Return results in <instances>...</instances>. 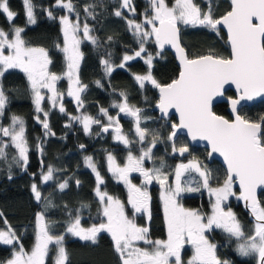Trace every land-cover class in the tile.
Listing matches in <instances>:
<instances>
[{"label": "snow or ice", "instance_id": "snow-or-ice-1", "mask_svg": "<svg viewBox=\"0 0 264 264\" xmlns=\"http://www.w3.org/2000/svg\"><path fill=\"white\" fill-rule=\"evenodd\" d=\"M203 4L202 8L195 0H171V3L169 0H149L148 8L144 9L142 19L138 21L133 0H118L112 15L125 21L138 49H127L117 65L112 62V53L106 52L107 58L101 57L100 64L104 75L111 76L115 68L125 69L129 62L142 59L147 71L132 73L134 82L141 90L146 85L158 89L156 107L162 119L168 118L172 109L179 116V123L170 124L171 132L166 138L171 145V153L180 157L189 153L187 144L177 146L181 130H186L193 141H207L211 149L208 155L218 153L226 164V178L222 182L195 157L186 163L175 164L171 171H165L169 166L163 160L159 167H146L145 161L155 164L153 149L162 142L163 133L142 126L151 117L144 115L143 108L129 103L127 92L120 91V99L113 100L109 107H99L97 116L83 111L87 107L83 94L87 92L88 85L81 81L79 75L84 55L80 45L87 40L94 46H100V38L92 35L94 29L87 19H96V5H84L85 19L81 22L80 11L73 0H55L53 8L59 7L68 13L59 17L64 37L60 50L67 61V70L63 75L50 71L52 60L47 49L28 45L23 37V27L12 26L8 31L0 28V78L10 69H19L26 75L33 94L35 120L42 126L45 138L56 135L48 118L50 111L58 109L68 116L65 128L78 123L85 135H92L93 126H98L99 131L95 135L100 136L111 130L113 139L125 146L127 156L123 164L111 152L107 153L106 162L107 171L126 186L127 205L131 206L132 213L130 217L125 202L119 197L102 190L105 181L97 163L92 156H85V165L96 177L94 193L99 205L100 222L85 227L80 213L89 205L82 204L81 208L74 210V215L72 211L68 213L64 232L56 235L55 222L46 219V210L37 212L35 240L28 250L21 242V236L5 218V227L0 228V244L11 246L12 251L10 258L0 264H46L50 248L55 249L53 264H71L69 250L65 247V235L95 243L102 232L110 234L119 264H231L218 257V244L209 240L208 234L213 229H221L229 242L235 241V251L239 256L251 257L255 264H264V201L257 196V190L264 189V116L259 121H252L238 111L241 101L264 96V0H229L230 10L222 15L216 13L218 5L215 0H203ZM23 5L27 24H35L32 0H23ZM46 11L49 18L56 19L51 9ZM125 12L133 18L125 16ZM73 13L75 20L71 18ZM0 14L10 25L18 15L10 9L9 0H0ZM180 25L207 28L217 34L221 27L226 28L230 56L224 57L209 50L206 54L190 58L181 45ZM152 38L159 50L162 51L166 45L176 50L180 71L170 83L161 84L153 75V61L161 55V51L155 55L148 51L146 44ZM106 39L109 43L113 41L112 36ZM64 78L68 80L66 95L73 98L78 115L68 113L64 107L65 93L57 88V83ZM94 83L100 88L104 87L100 80ZM225 85H234L239 94L237 99L230 98L234 115L232 120L213 111L214 98L223 96ZM45 100L50 104L48 111L42 106ZM8 102L9 97L0 82V117L4 115ZM110 109L118 110L115 116L110 114ZM121 114L132 120L133 126L127 132L120 123ZM10 119L7 126L0 123V158L6 160L7 149L14 148L16 155L12 157V162L26 171L29 147L25 120L17 115H12ZM133 146H138V155L133 153ZM79 147L84 149L85 145ZM36 148L43 154V142L38 143ZM41 163L43 165V161ZM11 167L12 164H9V179L12 178ZM58 171L49 164L47 170L40 173L41 184L54 180ZM133 173L142 177L139 184L133 183ZM32 176L35 181L36 173H32ZM154 181L161 188L166 239H150L149 228L139 225L135 218L137 214H142L151 220L152 196L148 189ZM214 182L216 186H213ZM194 183L196 186H193ZM76 184L79 186L80 181L76 180ZM237 184V198L245 202L253 218L252 226L247 231L237 214L227 205L230 197L237 196L234 190ZM57 187L63 191L68 187V180L59 182ZM202 189L212 198L210 213L185 208L180 202L182 193ZM31 191L37 202L47 201L46 209L51 205L36 182L31 184ZM3 217V212H0V218ZM140 242L146 247L139 246ZM186 244L192 246V255L184 261L182 250Z\"/></svg>", "mask_w": 264, "mask_h": 264}, {"label": "trees", "instance_id": "trees-1", "mask_svg": "<svg viewBox=\"0 0 264 264\" xmlns=\"http://www.w3.org/2000/svg\"><path fill=\"white\" fill-rule=\"evenodd\" d=\"M171 3V0H169ZM203 8L204 4L200 0H195ZM35 5L36 23L27 24L23 0H9L10 9L18 15L10 25L3 14H0V28L8 31L10 27L17 26L25 29L23 37L31 47H43L48 50L49 58L52 64L49 66L50 71L63 75L66 71V61L63 53L57 45L63 44V33L59 17L64 15V11L59 8H53L55 0H32ZM73 3L80 11L81 22L85 19L83 7L86 4L96 5L94 14L96 19L88 17L89 25L94 29L92 35L100 38V46H94L89 42L81 45V52L84 54L80 64L79 75L81 81L88 85V90L83 94L85 105L84 111L87 114L96 116L99 107H109L113 100H119V92L125 91L129 95V103L144 109V112H151L154 117L153 125L157 130L162 131L163 138L171 132L170 124L174 123V119L162 120L158 118L156 112H152V107L157 103L156 91L145 87L141 90L134 82L132 73L142 74L147 71L143 60L138 58L135 61L128 63L125 69L115 68L111 76H105L100 58H107L106 52L112 53V62L114 65L120 63V59L129 48L136 49L132 33L127 29L123 19L112 15L115 7L118 6V0H73ZM217 15H222L229 10V4L224 0H215ZM137 13L143 11L144 5L141 0L136 1ZM48 9L53 11L56 19H51L47 15ZM125 16L131 19L127 13ZM75 18V13L73 14ZM112 36L113 41L109 43L107 37ZM153 45V44H152ZM149 46V51L156 53V46ZM181 45L192 58L198 54H206L209 50L215 51L217 54L229 57V51L225 44V37L220 31L219 34L202 27L189 29H181ZM131 53V52H129ZM153 75L161 84L170 83L177 75L178 69L174 63L173 56L169 51H161L159 58L153 61ZM100 80L104 85L103 88L98 87L94 81ZM6 95L9 97V102L5 108V113L0 117V123L7 126L10 124L11 116H21L25 120L26 135L29 147V164L24 172L20 166L12 162V157L16 155L14 148L7 149V159L0 158V212H3L4 217L0 218V228H4V219L17 231L21 236V242L25 248L30 250L35 239V217L36 213L46 210V219L55 222L54 234L58 235L64 232L66 222L69 219L70 211L75 214L74 210L81 208L82 204L89 205L87 210H83L82 224L88 227L91 222L96 223L94 218L98 216V201L95 197L94 189L96 181L92 174L83 168L82 157L84 153H90L93 150L101 151L102 148L113 149L114 144L106 137L100 140V136L87 137L80 126L73 125L71 128H65L64 125L68 122V116L60 113L57 110L50 111L49 123L52 130L56 133L55 136L44 137V130L36 120V112L33 106L32 95L29 82L26 75L22 71L16 69L9 70L0 78ZM57 88L60 92L65 93L63 104L68 113L77 115L75 102L66 95L68 83L65 79L57 83ZM115 90V91H113ZM227 96H231L228 92ZM147 97V99H145ZM47 108V107H46ZM213 111L220 116L228 118L226 113V105L216 104ZM239 114L249 120L259 121L260 117L264 116V102L255 104L248 108H243ZM127 132L132 128L131 122L122 124ZM66 137V138H64ZM43 142V154L39 153L36 145ZM85 145L81 149L79 145ZM159 147V146H158ZM156 148L154 152V160L160 163L161 160L168 165L165 171H171L177 162L188 158H197L207 165L212 170L213 176L218 181L222 182L224 172L216 162H206V151L203 148L189 147V153H185L181 159L180 156L171 153L169 144L163 148ZM117 158L122 152L117 151ZM95 162L98 170L104 178L102 190H106L109 194L119 197L126 204V211L131 217L132 213L127 205V192L125 187L113 180L107 171L105 156L102 152H96ZM43 161V165L41 163ZM9 164L11 167V176L9 179ZM51 164L59 171L55 174V179L46 184H41L39 173L47 170V166ZM32 173H36L35 181L31 179ZM68 180V187L60 191L57 187L59 182ZM137 181L138 177L133 178ZM76 180L80 181L79 186ZM36 182L44 197L51 201V205L45 208L47 201L41 202L34 199L31 191V184ZM216 183H213V186ZM160 188L155 185L149 187V192L152 196L151 201V220L149 221L146 215L137 214L136 222L139 225L147 226L150 232V239H166V226L163 216L162 205L160 201ZM258 199L264 201V192L260 193ZM180 202L185 208L199 209L203 213L208 211V201L202 195V190L194 194H184L180 197ZM65 205L67 207H65ZM228 206L237 214L242 224L246 226L247 231L252 226V221L248 215L242 210L239 202H234L232 199L227 203ZM91 219V220H89ZM212 233V232H211ZM215 242L220 246L219 253L222 259L230 261L231 264H255L252 258L239 259L236 257L229 246H223L221 237L213 232L211 234ZM212 237V238H213ZM65 247L69 250L71 264H119L117 255L113 249L111 236L107 233H101L95 243L86 242L77 238L66 237ZM223 249H222V248ZM11 247L0 244V262L10 258ZM55 249H50L49 257L46 264H53Z\"/></svg>", "mask_w": 264, "mask_h": 264}, {"label": "rangeland", "instance_id": "rangeland-1", "mask_svg": "<svg viewBox=\"0 0 264 264\" xmlns=\"http://www.w3.org/2000/svg\"><path fill=\"white\" fill-rule=\"evenodd\" d=\"M136 1L137 0H133V3L134 4H136ZM142 2H143V5H144V8H143V11L141 12V13H137L136 14V19L139 21L140 19H142V13L144 12V9L145 8H148V6H149V0H141ZM201 2H203V0H200ZM57 8H59V7H57ZM59 9H61V10H63L64 11V15H66V14H68L64 9H62V8H59ZM125 13H127L129 16H131V18H133L132 17V15L130 14V13H128V12H125ZM74 14V13H73ZM73 14H71V18L73 19V20H75V18L73 17ZM180 28L181 29H189V28H193V27H188V26H184V25H180ZM81 37H82V33H81ZM63 39H64V37H63ZM134 40H135V38H134ZM85 42H89V41H87V40H84L82 43H81V45L83 44V43H85ZM89 43H91V42H89ZM135 43H136V45H137V47H136V49H138V44H137V42H136V40H135ZM153 44V45H152ZM81 45H80V50H81ZM150 45H152V47H154V46H156V44H155V42H154V38H152V39H150L149 41H148V43L146 44V47L148 48V51H149V46ZM63 47V44L59 47V50L61 49ZM155 48H157V47H155ZM136 49H133V50H136ZM156 50H158V49H156ZM61 51V50H60ZM62 52V51H61ZM63 53V52H62ZM129 54H131V53H129ZM154 55H155V53H153ZM63 55H64V53H63ZM65 57V56H64ZM160 56H158V57H156L155 59H157V58H159ZM65 61H66V59H65ZM10 70H14V69H10ZM16 70H18V71H21V70H19V69H16ZM66 70H67V61H66ZM9 71V70H8ZM66 81H67V83H68V80H67V78H64ZM146 87L147 88H151V89H153L154 91H156V89L155 88H153L151 85H146ZM30 91H31V95H32V101H33V94H32V90H31V88H30ZM46 95H47V93H45ZM71 98V97H70ZM72 100H73V98H71ZM74 101V100H73ZM156 104V103H155ZM155 104H154V106L152 107V112H154V107H155ZM33 106H34V109H35V105H34V103H33ZM42 106L44 107V109L46 110V111H48L49 110V108H50V104H49V102L47 101V100H45L43 103H42ZM47 107V108H46ZM54 110H57L58 111V109H54ZM84 111V110H83ZM117 111L118 110H113V109H110V114L111 115H113V116H115V114L117 113ZM79 113H77V115H78ZM97 115H98V112H97ZM96 115V116H97ZM144 115L145 116H147V117H151V119H149V120H147V121H145V123L142 125V126H147L148 128H150V129H156L157 127L156 126H154L153 125V120H154V117L151 115V112H144ZM121 117H124L125 119H127V120H130V122H131V124H132V120H131V118L130 117H126V116H123V114H121ZM41 119H43V116L41 115ZM103 119V118H102ZM247 119V118H246ZM11 122V121H10ZM37 122V121H36ZM38 123V122H37ZM39 124V123H38ZM40 125V124H39ZM73 125H78V126H80L81 127V129H82V126L80 125V124H78V123H74ZM133 126V125H132ZM157 130V129H156ZM83 131V130H82ZM99 131V127L98 126H93V130H92V135H86L87 137H92L93 138V136H95V133L96 132H98ZM84 133V132H83ZM85 134V133H84ZM100 140H104L106 137H108L109 138V140L114 144V147H113V149H106V148H102L101 149V151H96V150H98V149H96V150H93V151H91L90 153H84L83 154V157H82V166H83V168H85L86 170H88L91 174H92V176L94 177V180L96 181V177H95V174L92 172V170L90 169V168H88L86 165H85V163H84V157L85 156H92L93 157V159H94V161H95V154H96V152H102L103 154H104V156H105V161H106V155H107V153L108 152H111L113 155H115L116 157H117V151H120V152H122L121 154H120V157L119 158H117V160H118V162L119 163H121V164H123L124 163V161H125V158H126V156H127V149L125 148V146L123 145V144H121V143H119V142H117V141H115L114 139H113V133L111 132V130L108 132V133H103V134H101L100 135ZM167 136H165L164 138H163V140H162V142H160V143H158L157 145H156V147L153 149V157H154V152H155V149L158 147V148H160V146H161V148H163V146H165L166 144H169L170 145V143L169 142H167ZM184 144H186V141H185V139L183 138V137H181V136H178V138H177V146H181V145H184ZM170 147H171V145H170ZM133 153L134 154H136V155H138L139 154V152H138V146H133ZM179 159H181V157H179ZM189 159H192V158H188V159H185V160H183V161H180V162H187ZM177 163H179V162H177ZM106 164H107V162H106ZM145 166L146 167H149V168H151V167H159L160 166V163H157V162H155V164L153 163V161H145ZM174 167H175V165H174ZM173 167V168H174ZM167 170H169L168 169V167L166 168ZM46 171V170H45ZM109 174L111 175V177L113 178V180H115L116 182H118L113 176H112V174L109 172ZM132 177L133 178H136V177H138V179H137V181H135L134 179H133V183H136V184H139L140 182H141V180H142V177H140L139 176V174L138 173H133L132 174ZM39 179H40V175H39ZM49 182V181H48ZM47 182V183H48ZM118 183H120V184H122L124 187H125V190H126V192H127V188H126V186L122 183V182H118ZM46 184V183H45ZM152 185H155V186H157L158 188H160V185L157 183V182H153L150 186H152ZM149 186V187H150ZM193 186H196L195 185V183L193 184ZM214 186H216V185H214ZM96 187V186H95ZM161 189V188H160ZM149 190V189H148ZM235 190V189H234ZM236 191V190H235ZM160 192H161V190H160ZM195 192H185V193H182L181 195H184V194H194ZM237 193V192H236ZM202 195L207 199V201H208V211L206 212V213H210L211 212V200H212V198L209 196V194H208V192L206 191V190H203L202 189ZM238 197V195L237 196H233V197H230L229 198V200H228V202L232 199L234 202H239V199L237 198ZM160 201H161V205H162V210H163V201L161 200V198H160ZM227 202V203H228ZM44 203V201H41V203H40V205L42 206V204ZM128 208H130L131 209V206L130 205H128ZM83 210L84 209H82L81 210V216H82V214H83ZM85 210H87V209H85ZM197 210H199V209H197ZM199 211H201V210H199ZM202 212V211H201ZM203 213V212H202ZM163 216H164V210H163ZM85 219H87L88 220V217H84ZM84 218H82V220L84 219ZM96 220H97V222L96 223H99L100 222V219H99V217L98 216H96V217H94ZM89 220H91V219H89ZM165 221V220H164ZM91 222V224H93L92 222L93 221H90ZM90 224V225H91ZM89 225V226H90ZM165 226H166V224H165ZM35 227H36V217H35ZM250 229V228H249ZM213 232H215V233H217L220 237H221V239H222V242H223V246L222 247H225V246H229V248L231 249V251L233 252V254L236 256V257H238L239 259H242V258H246V259H249V258H251V257H241V256H239L237 253H236V251H235V248H236V243H235V241L233 240L232 242H229L228 241V238H227V236H226V234L221 230V229H213L212 230V233ZM102 233H107V232H102ZM212 233H210V234H208V237H209V240L210 241H212L213 243H216L215 242V239H214V237L211 235ZM101 234V233H100ZM107 234H109V233H107ZM166 234H167V229H166ZM110 235V234H109ZM66 237H72V238H77V239H79L78 237H74V236H71L70 234H66L65 235V238ZM213 237V238H212ZM166 238H167V236H166ZM35 240V239H34ZM86 242H91V241H86ZM139 246H141V247H146V245H144V243L143 242H140V245ZM9 247H11V246H9ZM219 245H218V249H217V255H218V257L220 258V259H222L221 258V255H220V253H219ZM221 247V248H222ZM51 249V248H50ZM223 249V248H222ZM191 255H192V246L191 245H189V244H186L185 245V247H184V249L182 250V258H183V260L184 261H187L190 257H191ZM253 259V258H252ZM222 260H226V259H222ZM253 261L255 262V260L253 259Z\"/></svg>", "mask_w": 264, "mask_h": 264}, {"label": "water", "instance_id": "water-1", "mask_svg": "<svg viewBox=\"0 0 264 264\" xmlns=\"http://www.w3.org/2000/svg\"><path fill=\"white\" fill-rule=\"evenodd\" d=\"M225 1H227V3L229 4V0H225ZM229 10H230V8H229ZM221 31L224 34L225 44H226V46L228 48L229 56H230L231 49H230V46L228 44L227 29L221 27ZM157 48H158V46H157ZM159 51H161V50H159ZM162 51H169L171 53V55L173 56L174 63L176 65L177 69H178L177 75L174 78V79H176L178 77V74H179V71H180V63H179V60L177 58L176 50L174 48H172L170 45H166L165 48ZM228 92L231 94V96H227L226 95ZM156 95H157V101H158V99H159V91H158V89H156ZM238 96H239V94H238L237 90L235 89L234 85H225V90H224L223 96H219V97L214 98L213 107L216 104L224 103L226 105V113L228 115V118H226V119L232 120L234 118V115H233V113L231 111L230 98L231 99H237ZM261 102H264V96L255 97L253 100L241 101V104L238 106V111H240L243 108L251 107V106H253L255 104H258V103H261ZM156 104H155V107H154V112L157 113L159 119H162L161 118L162 114L159 111V109L156 107ZM172 118L174 119V123H179V116L175 112L174 109L170 110V115H169L168 118H165V119H162V120L167 121V120H170ZM178 136L183 137L185 139V141H186V144L188 146H190V147L203 148L206 151V162L207 163H211V162L214 161L217 164H219V166L222 168V170L224 172V178H226V164H225V162L223 160V157L220 156L218 153L213 154L212 156H209L208 153L211 151V149H210V146L208 145L207 141H203V140H199V139L193 141L191 139V137L187 135L186 130H181L179 132ZM39 153H40V151H39ZM31 179H33L32 175H31ZM234 189L236 190L237 195L239 196V186H238V184L235 185ZM262 192H264V189H258L257 190V196L259 197L260 193H262ZM239 205L241 206L242 210L248 215L249 219L253 222V218L250 215V210L245 207V202L243 200L239 199Z\"/></svg>", "mask_w": 264, "mask_h": 264}, {"label": "flooded vegetation", "instance_id": "flooded-vegetation-1", "mask_svg": "<svg viewBox=\"0 0 264 264\" xmlns=\"http://www.w3.org/2000/svg\"><path fill=\"white\" fill-rule=\"evenodd\" d=\"M225 1V0H224ZM227 2V1H226ZM221 31V30H220ZM222 32V31H221ZM223 33V32H222ZM224 35V34H223ZM116 115V114H115ZM127 122H130V120H127V119H125L124 117H121V119H120V123H121V125L122 124H124V123H127ZM123 126V125H122Z\"/></svg>", "mask_w": 264, "mask_h": 264}]
</instances>
